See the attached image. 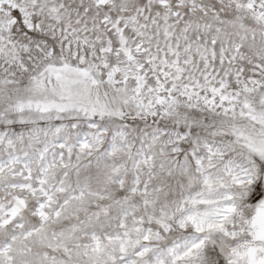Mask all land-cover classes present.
<instances>
[{
	"label": "snow or ice",
	"instance_id": "snow-or-ice-1",
	"mask_svg": "<svg viewBox=\"0 0 264 264\" xmlns=\"http://www.w3.org/2000/svg\"><path fill=\"white\" fill-rule=\"evenodd\" d=\"M0 264H264V0H0Z\"/></svg>",
	"mask_w": 264,
	"mask_h": 264
}]
</instances>
